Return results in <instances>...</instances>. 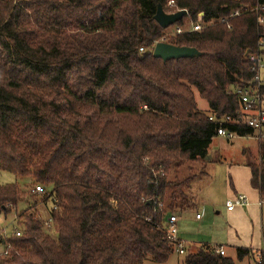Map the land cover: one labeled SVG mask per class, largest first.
<instances>
[{
	"label": "trees",
	"instance_id": "1",
	"mask_svg": "<svg viewBox=\"0 0 264 264\" xmlns=\"http://www.w3.org/2000/svg\"><path fill=\"white\" fill-rule=\"evenodd\" d=\"M167 1L0 0V170L45 189L0 184V215L13 213L20 230L6 238L0 264L168 260L166 218L195 205L190 186L207 174L217 136L208 116L240 117L233 87L252 77L247 55L261 28L255 12L228 17L256 0ZM158 4L185 9L203 28L165 37ZM224 17L230 27L215 21ZM160 40L201 54L163 61L152 56ZM257 155L247 166L264 200V140ZM192 163L203 169L192 172ZM214 247L201 243L184 264H235ZM247 256L252 249L236 247L237 260ZM255 264H264V249Z\"/></svg>",
	"mask_w": 264,
	"mask_h": 264
},
{
	"label": "rangeland",
	"instance_id": "2",
	"mask_svg": "<svg viewBox=\"0 0 264 264\" xmlns=\"http://www.w3.org/2000/svg\"><path fill=\"white\" fill-rule=\"evenodd\" d=\"M167 5V2H166ZM199 21V19H197ZM189 18H185L182 22L184 26H190ZM164 36L169 38L170 36H175L173 33V27L170 25L164 31ZM163 41V40H160ZM73 77V76H72ZM108 87L100 90V94L107 91ZM195 100L199 110L209 114V108L204 99H202L195 91ZM91 111V110H90ZM90 111H88L90 113ZM102 115L109 117L110 114L103 112ZM245 146V147H244ZM258 146V141L251 137H236L233 138L231 142L226 141L223 137L215 136L210 144L212 160L207 162L204 166V171L207 172L206 176H202L200 179L194 180L190 186V190L194 193V207L184 211H177L173 214L179 216V221L177 223L178 237L181 240L192 241V243H197L196 241H202V243H210L215 241L216 235H218L219 220L221 219V214H216V210L220 209V203H223L222 193L226 185V166L227 164L236 163L239 161L252 160L256 164L259 163L258 155L255 154V149ZM243 147V148H242ZM241 149H246L248 152L243 153ZM245 150V151H246ZM225 157L226 160L219 162L218 160ZM223 159V158H222ZM203 169V165L199 163H192V172H198ZM180 178V177H179ZM17 182L21 186H25L28 182L26 179L17 180L11 173L0 170V184L14 183ZM37 184L28 183L25 190L34 188ZM32 193V192H31ZM52 202H47L50 206ZM114 205L115 201L111 200ZM40 209V210H39ZM38 211H41V206H39ZM40 214V212H38ZM195 211H202L203 217L197 222L194 220ZM44 216V215H43ZM14 219V214L11 213L4 217L0 215V228L6 227V225ZM12 225H8L6 228L7 233H11ZM213 239V240H212ZM2 246L0 245V248ZM4 247L2 248L3 251ZM197 248L193 245L187 249L186 252H193ZM185 254H179L173 250L170 254L168 260L164 264H184ZM236 264H255L254 259L244 258L241 261H236Z\"/></svg>",
	"mask_w": 264,
	"mask_h": 264
},
{
	"label": "built area",
	"instance_id": "3",
	"mask_svg": "<svg viewBox=\"0 0 264 264\" xmlns=\"http://www.w3.org/2000/svg\"><path fill=\"white\" fill-rule=\"evenodd\" d=\"M167 7H175L174 0H168ZM176 10H179V8H176ZM245 12H255L257 14L256 22L261 29L257 36V50L247 55L252 77L243 84L233 87V92L238 96L240 102V117L238 120H234L229 116L217 119L213 115H209L208 119L217 123L216 135L219 137H223L227 140L236 137H251L259 142L260 140H264V0H256L251 6L236 7L231 10L228 17L233 18ZM185 16L189 18L190 26L186 27L184 24L178 23L173 24L174 35L189 31H199L203 28V22L200 20L192 21L188 12ZM215 21L219 23H227L228 18H218ZM212 22L209 23L211 24ZM227 26L230 27L228 23ZM140 50H143V48H140ZM226 121L241 122L246 127H249L251 132L248 135L240 136L238 133L229 130L224 125ZM44 190L43 186L36 185L31 189V192L39 194L44 192ZM247 204V196L241 193L227 198L225 202L227 210H232L235 207ZM200 216V213L195 215L196 218H200ZM177 223L178 217L176 214L168 215L166 218V236L172 241L174 251L179 254H185V243L178 237ZM10 224L12 225L11 233H7L6 228ZM13 234L17 236L20 235V230L18 229L15 219L11 220L6 227L0 228V240L3 241L2 246L4 247L1 253L4 255L7 254V250L10 248V244H6V238ZM214 252L220 255L225 254L224 249L220 246H215Z\"/></svg>",
	"mask_w": 264,
	"mask_h": 264
},
{
	"label": "crops",
	"instance_id": "4",
	"mask_svg": "<svg viewBox=\"0 0 264 264\" xmlns=\"http://www.w3.org/2000/svg\"><path fill=\"white\" fill-rule=\"evenodd\" d=\"M225 140L231 142L233 139ZM245 150L241 149L243 153L248 152ZM257 150L258 146L255 149V154ZM208 153L209 158L206 159L212 160L210 146ZM222 158L218 161L223 162V160H226L225 157ZM226 170V185L221 196L223 203H220V209L216 210V214H221V219L219 220L220 230L218 231L219 234L213 237L215 241H211L208 244L222 247L225 255L233 258L235 264L236 261H241L236 259V247L250 248L253 251V256H247L245 258L256 261L259 256V251L264 249V200L260 196L259 191L251 185V169L247 166V158H245L244 162L242 160L236 163L230 162V164H227ZM238 193L247 196L248 204L227 210L225 206L226 199ZM192 194L194 195V193ZM197 213L201 214L200 218L195 217ZM177 217L179 221V216L177 215ZM202 217V211H195V221L199 222ZM183 241L187 249L191 245L198 248L202 243V241H196L197 243H192V241L188 240ZM2 248L3 246L0 248V253L2 252Z\"/></svg>",
	"mask_w": 264,
	"mask_h": 264
},
{
	"label": "water",
	"instance_id": "5",
	"mask_svg": "<svg viewBox=\"0 0 264 264\" xmlns=\"http://www.w3.org/2000/svg\"><path fill=\"white\" fill-rule=\"evenodd\" d=\"M186 14L187 11L185 9H179L174 12H166L163 6L158 4L153 17L162 28L166 29L170 25L178 22ZM200 54L201 52H199L195 47L179 46L165 41H157L152 49V56L160 58L163 61L169 59L190 58ZM206 158H209V156Z\"/></svg>",
	"mask_w": 264,
	"mask_h": 264
}]
</instances>
